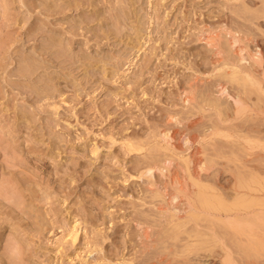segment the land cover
Returning a JSON list of instances; mask_svg holds the SVG:
<instances>
[{
    "label": "rangeland",
    "instance_id": "obj_1",
    "mask_svg": "<svg viewBox=\"0 0 264 264\" xmlns=\"http://www.w3.org/2000/svg\"><path fill=\"white\" fill-rule=\"evenodd\" d=\"M249 2L0 0V264H264V227L244 224L264 210V0ZM223 26L254 40L236 67L198 40ZM168 162L203 214L158 210Z\"/></svg>",
    "mask_w": 264,
    "mask_h": 264
},
{
    "label": "bare ground",
    "instance_id": "obj_2",
    "mask_svg": "<svg viewBox=\"0 0 264 264\" xmlns=\"http://www.w3.org/2000/svg\"><path fill=\"white\" fill-rule=\"evenodd\" d=\"M244 1L250 3L249 0H244ZM252 3H253V1H252ZM246 11L244 13H246ZM262 11H264V9H262ZM259 13L260 12H258V15H259ZM263 15H264V12H263L262 16ZM255 16L257 17V13L255 14ZM260 16H261V13H260ZM260 16H258V17H260ZM211 30L212 29L202 30L200 35L198 36V40L205 41V43L208 45V47L212 50V61H211L212 64H217L221 60L224 63V65H226V66L230 65L231 67H236V59L238 60L239 63H242L243 61H247V58L245 59V55H244L245 54V48L243 47V42L244 41L250 42V40L252 41L253 39H250L251 36H249V37L247 35L241 36L239 34V32H240L239 30L234 31L227 26H223L221 28L220 32L211 31ZM214 30H216V29H214ZM225 53H227L229 55V57L228 56L225 57L224 56ZM253 57H254L253 67L254 68L257 67L258 73H261V75L264 79L263 53L260 52V50H257V51H255V54ZM245 73H246L247 77H252V74L250 71H247ZM255 84L258 86V88L260 90L263 89L259 82H255ZM218 91H219L221 96H224V97L227 96L228 98H231L233 100L235 107H237L236 108L237 114H239V113L242 114L246 111L247 104L245 105L241 99L236 98L233 95H231L229 93L227 87L219 86ZM194 95H195V93L193 92L192 88L188 89L187 91L183 90L180 93L181 100H183V102L185 104H191L193 102ZM172 121L174 123L177 122V124H178L179 119H178V117H174V116H170L169 118H167L168 123L172 122ZM169 131L171 132V130H169ZM169 131H166V132L162 131L160 135L162 136V139L164 142H166L170 146H173V144L171 142L173 137ZM173 132L175 133V131H173ZM174 139H175V137H174ZM182 141L184 142L183 144H186V145H189V143H190L186 139L185 140L183 139ZM186 161H187V162H185V164H187L186 169H188V172H190L191 176H193L197 179H200L202 177L203 173H205V172L207 173L209 167H207L205 162L200 157H198L196 154L190 155L188 157V159H186ZM168 165L170 167L169 172L166 175H162L163 178L166 179V181H164L163 186H159L160 187L159 189L162 191V195L164 196L165 205L163 203H160L157 206L158 210L161 213H163V216H170L169 214L173 213L177 219H182L187 213H189V211L195 212V210H196L195 213L197 214V212L199 211V209L197 210V208H199V207L195 208V206L192 205V202L189 199V193H192L194 189H192L190 187V185L187 184L185 177H182V180L179 178L176 169L171 168L170 162H168ZM150 171H151V169L148 170V172H150ZM178 171H180V169H178ZM192 194H191V196H193ZM204 199H205V197H204ZM202 201H203V199H202ZM202 205L204 206L203 202H202ZM240 205L243 206V204H240ZM202 209H204V211H207V210H205V206ZM207 209H209V208H207ZM215 209L218 210V208L216 206H215ZM199 212L202 213L201 211H199ZM255 212H258V214H255ZM263 212H264V210H258V211L255 210V211H249L248 213L245 214V216H250V217L252 216V218H254V220H256V222L254 220H250V221H246L244 223L245 226L247 228H249V231H251V228L254 227V225L259 224V225H262L264 227V216H261V214ZM196 214H194V215H196ZM204 214H206V213H204ZM208 215H211V213L209 214V212H208ZM215 215L216 214L213 213L211 217H214ZM218 215H216L215 217H218ZM253 221L255 223H257V222H259V223L255 224ZM200 222H201V220H200ZM259 225L257 226L258 228H259ZM137 226L139 227V230L142 231V236H141L143 239V242H141L142 243V249L144 251L147 249H150L151 247L154 246V244L153 245L151 244V235L149 233L148 227L144 228V226H142L141 224H138ZM194 227H196V225ZM256 228L254 229V231L256 230ZM262 229H264V228H262ZM196 231H194V232L197 233ZM199 232H201V231L199 230L198 233ZM214 238H218L215 233H214ZM155 257H157L156 259L159 262L160 261L164 262L167 260L164 257H162V255H158Z\"/></svg>",
    "mask_w": 264,
    "mask_h": 264
}]
</instances>
